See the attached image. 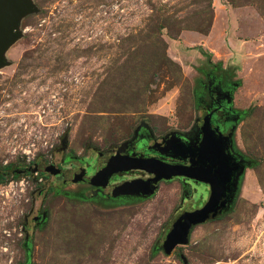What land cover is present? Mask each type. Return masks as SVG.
Here are the masks:
<instances>
[{
    "label": "rangeland",
    "instance_id": "374dc122",
    "mask_svg": "<svg viewBox=\"0 0 264 264\" xmlns=\"http://www.w3.org/2000/svg\"><path fill=\"white\" fill-rule=\"evenodd\" d=\"M30 1L0 67V264H264V0ZM209 75L236 83L233 143L252 165L229 212L166 253L203 187L111 200L72 177L142 124L191 131Z\"/></svg>",
    "mask_w": 264,
    "mask_h": 264
},
{
    "label": "flooded vegetation",
    "instance_id": "af4514ba",
    "mask_svg": "<svg viewBox=\"0 0 264 264\" xmlns=\"http://www.w3.org/2000/svg\"><path fill=\"white\" fill-rule=\"evenodd\" d=\"M201 86L205 89V94L197 101V109L200 115L191 131L188 133L169 132L154 138L149 133L147 125L142 124L135 129L134 137L131 140L112 148L105 156L98 153L99 157H104L99 169L88 173L84 171L83 167H79V177L74 174L72 180L76 177L77 182L73 183L90 185L96 194L103 195L111 200L142 199L147 197H142L138 193L141 192L140 185L150 182L155 176L145 170L130 169L113 173L105 187L96 186L90 180L94 179V176L104 168L108 159L118 157L124 160L152 161L162 167H185L187 168L186 173L191 178L161 179L157 183L154 194L157 192L160 183L176 179L194 188L203 187L206 199L192 210L181 211L170 224L183 213H191L201 209L211 196L214 197L216 206L221 208L218 216L208 221L226 214L227 212H222L227 209L226 206H228L230 199L233 198L234 201L238 193L239 181L244 175L245 169L251 167L252 163L246 161L235 149L233 143L234 132L239 121V113L233 110L232 104L233 90L236 83L223 85L217 82L214 75H209L207 82L202 83ZM119 148L121 149L119 150ZM27 171L28 169L24 168L22 173ZM61 175L60 173L55 177ZM86 179H89L90 182ZM63 183H65L64 180ZM113 190H116V192L113 193ZM117 190L123 192L118 193ZM34 222L38 224L41 222L40 213L35 217Z\"/></svg>",
    "mask_w": 264,
    "mask_h": 264
},
{
    "label": "water",
    "instance_id": "95a60500",
    "mask_svg": "<svg viewBox=\"0 0 264 264\" xmlns=\"http://www.w3.org/2000/svg\"><path fill=\"white\" fill-rule=\"evenodd\" d=\"M33 12H35V7L30 0H0V67L6 65L4 59L6 50L12 43H14L16 39L20 37V33L18 32L20 20L27 14ZM66 146L65 140H63L62 148L65 149ZM120 149L121 148H119V150ZM130 169L145 170L148 173L155 175L154 178L150 180V182H145L144 184L140 185L141 192L138 193H140L142 197L152 196L155 192L157 183L161 179L169 180L173 177L191 178L186 173L187 168L185 167H162L161 165H158L156 162L152 161L140 159L124 160L118 157L114 159H108L104 168L94 176V179L90 181L91 183L94 182L96 186L105 187L107 185L108 179L113 173ZM36 170L37 167L35 166L34 169H32V172H35ZM45 171L52 175L61 173L59 169H56L53 166H48ZM72 181L77 182V178L75 177ZM86 181L90 182L89 179H86ZM128 190L131 191V189ZM115 192L116 190H113V193ZM119 192L123 191L119 190ZM232 199H230L228 206H226L227 209H225V211L222 213L228 212L230 210L231 204L233 203ZM220 208L221 207L216 206L214 197L211 196L201 209L191 213H183L179 215L167 229L163 246L165 252L171 253L175 247L186 245L193 227L216 218L219 214Z\"/></svg>",
    "mask_w": 264,
    "mask_h": 264
},
{
    "label": "trees",
    "instance_id": "16d2710c",
    "mask_svg": "<svg viewBox=\"0 0 264 264\" xmlns=\"http://www.w3.org/2000/svg\"><path fill=\"white\" fill-rule=\"evenodd\" d=\"M1 180H2V177H1V175H0V183H1Z\"/></svg>",
    "mask_w": 264,
    "mask_h": 264
}]
</instances>
